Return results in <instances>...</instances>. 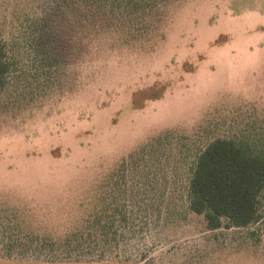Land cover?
<instances>
[{
	"label": "rangeland",
	"instance_id": "rangeland-1",
	"mask_svg": "<svg viewBox=\"0 0 264 264\" xmlns=\"http://www.w3.org/2000/svg\"><path fill=\"white\" fill-rule=\"evenodd\" d=\"M106 1L121 27L49 66L33 30L55 0H0V264H264V191L257 222L211 230L187 190L210 140L264 136V0ZM109 174L126 220L105 241L67 255L11 236L62 231Z\"/></svg>",
	"mask_w": 264,
	"mask_h": 264
},
{
	"label": "trees",
	"instance_id": "trees-1",
	"mask_svg": "<svg viewBox=\"0 0 264 264\" xmlns=\"http://www.w3.org/2000/svg\"><path fill=\"white\" fill-rule=\"evenodd\" d=\"M115 8L106 0H55L34 23L37 52L49 66L59 64L60 51L71 50L77 60L84 61L97 49L91 42L107 32L109 18L115 27H121ZM10 67L6 45L0 36V89ZM124 163L121 161L120 169ZM189 172V207L204 216L208 229L242 227L260 219L264 136L216 137L194 155ZM107 178L97 187L96 199L82 203L79 216H74L62 231L40 228L39 221L33 218L26 226L16 222L9 229L11 236H22L24 242L66 254L97 246L106 240L105 236L115 225V215L119 222L126 220V209L118 207L116 198L120 179L113 182L112 174Z\"/></svg>",
	"mask_w": 264,
	"mask_h": 264
}]
</instances>
